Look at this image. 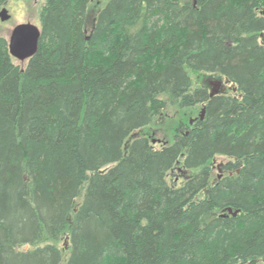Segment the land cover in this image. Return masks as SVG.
<instances>
[{
    "label": "trees",
    "instance_id": "obj_1",
    "mask_svg": "<svg viewBox=\"0 0 264 264\" xmlns=\"http://www.w3.org/2000/svg\"><path fill=\"white\" fill-rule=\"evenodd\" d=\"M89 5L44 0L24 69L0 37V264H264V0ZM169 102L204 118L157 149Z\"/></svg>",
    "mask_w": 264,
    "mask_h": 264
},
{
    "label": "rangeland",
    "instance_id": "obj_2",
    "mask_svg": "<svg viewBox=\"0 0 264 264\" xmlns=\"http://www.w3.org/2000/svg\"><path fill=\"white\" fill-rule=\"evenodd\" d=\"M107 0H90L89 5V22H91L95 16L96 11L103 6ZM44 4V0H8L6 3V8L9 12L10 19L5 22L0 21V37H3L7 41L13 31V29L20 24L30 23L37 28H40L39 14L40 10ZM90 27V23L88 24ZM264 40V36H262ZM15 65L24 69L26 66L25 62H20L13 59ZM194 86H206L208 92H213L216 88L215 84H220L224 86V94H230L231 88L223 79H218L216 77H193ZM204 106L198 104L192 109H181L179 105L168 103L167 109L163 114L155 119V121L148 127L140 130L135 136H145L151 142V144L159 149L162 144L171 143L176 135H179L181 128L186 126H192L194 121L197 120L201 114ZM193 121V123H192ZM191 122V123H190ZM154 141V142H153ZM225 162L224 159H216L212 161V174L213 176H218L222 174L221 164ZM107 167L104 170H107ZM177 170V171H176ZM175 171V180L183 181L185 178L190 176L191 172H183L178 167ZM81 198V197H80ZM80 198L77 202L80 201ZM66 239H62L58 244L59 248L63 251V261L61 264H65L68 246Z\"/></svg>",
    "mask_w": 264,
    "mask_h": 264
},
{
    "label": "water",
    "instance_id": "obj_3",
    "mask_svg": "<svg viewBox=\"0 0 264 264\" xmlns=\"http://www.w3.org/2000/svg\"><path fill=\"white\" fill-rule=\"evenodd\" d=\"M9 19L10 16L7 13L6 9H1L0 21L5 22L8 21ZM40 35H41L40 28H37L36 26L30 23L17 25L13 29L9 37V40L7 41L10 57L20 62H25V61L27 62L36 54L38 50ZM216 85L217 87L220 86V84H215V86ZM214 95L215 94H213V92L209 94L210 97H213ZM204 114H205V109L203 108L199 116L200 120H203ZM228 213H232L231 209H228ZM237 213L238 212H234L232 214L233 216H235Z\"/></svg>",
    "mask_w": 264,
    "mask_h": 264
},
{
    "label": "flooded vegetation",
    "instance_id": "obj_4",
    "mask_svg": "<svg viewBox=\"0 0 264 264\" xmlns=\"http://www.w3.org/2000/svg\"><path fill=\"white\" fill-rule=\"evenodd\" d=\"M5 6H6V5H5ZM5 6H4L2 9H6L7 13L9 14V12H8V10H7V8H6ZM215 87H216V88L213 89V94L219 95V94H224V93H225V92H224L225 88H224L223 85H221V87H220V86L217 87V85H216ZM207 92H208V91H207ZM208 93L211 94V92H208ZM192 123H193V122H192ZM162 145H164V144H162Z\"/></svg>",
    "mask_w": 264,
    "mask_h": 264
},
{
    "label": "bare ground",
    "instance_id": "obj_5",
    "mask_svg": "<svg viewBox=\"0 0 264 264\" xmlns=\"http://www.w3.org/2000/svg\"><path fill=\"white\" fill-rule=\"evenodd\" d=\"M262 36V35H261Z\"/></svg>",
    "mask_w": 264,
    "mask_h": 264
}]
</instances>
